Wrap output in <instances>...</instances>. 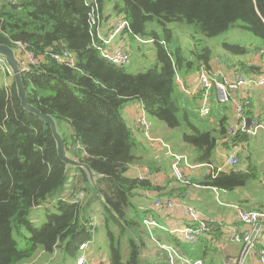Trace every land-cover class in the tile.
Here are the masks:
<instances>
[{"label":"trees","instance_id":"16d2710c","mask_svg":"<svg viewBox=\"0 0 264 264\" xmlns=\"http://www.w3.org/2000/svg\"><path fill=\"white\" fill-rule=\"evenodd\" d=\"M97 5L103 25L114 13L128 20L133 54L140 52L135 42L152 43L156 58L149 68L131 72L128 64L112 63L93 47L94 6L85 0H0V43L19 54L20 42L38 58L22 70L28 103L56 120L70 155L96 175L95 185L87 170L65 164L50 126L23 107L14 75L0 72V264H30L41 254L67 264L102 228L110 264H152L142 256L150 237L143 220L159 215L138 200L146 192L162 196L170 187L127 174L140 160L139 149L146 148L141 131L125 117L136 100L155 121L180 129L182 141L194 149L193 163L211 167L208 174L185 171L191 185L231 192L261 181L262 166L245 151L237 154L243 166L218 170L224 166L221 144L249 149L252 143L249 133L231 132L228 117L215 121L214 108L232 109V101L221 103L213 91L212 113L204 116L203 94H187L177 78L190 88V78L202 66L214 69L216 58L232 75L260 76L264 66L251 57L264 49V0H97ZM174 22L189 25L195 42L184 44L175 36ZM230 29L248 30L252 41L224 43L223 52L209 43ZM63 51L76 55L74 66L54 59ZM248 100V116L263 119L252 96ZM148 164L153 172L162 171L157 160ZM170 178L167 195L184 192ZM42 208L46 219L38 226L33 214ZM98 208L102 212L94 224ZM162 232L181 254L205 260L206 239L192 246Z\"/></svg>","mask_w":264,"mask_h":264},{"label":"built area","instance_id":"2783aa9c","mask_svg":"<svg viewBox=\"0 0 264 264\" xmlns=\"http://www.w3.org/2000/svg\"><path fill=\"white\" fill-rule=\"evenodd\" d=\"M88 5L94 6L92 10L90 25L92 34V45L95 46L102 56L110 62H114L118 65H127L130 61L132 51L129 47V37L126 31L130 30L129 22L122 14L114 13L112 17L102 24V16L98 11L97 0H85ZM126 33V34H125ZM138 40L142 41L140 38ZM19 58L22 59V70L29 69L30 65H36L38 58L34 53L28 51L25 45L18 42ZM54 59L66 63L70 66L75 65L76 55L70 51H63L62 53H56L53 55ZM20 59V60H21ZM261 65L264 66V49L260 53ZM216 62L214 69L208 70L202 66L198 72V81L196 87L187 90L183 86V82L180 77L177 78V82L184 88L187 94L202 93L201 99V112L204 116H210L212 111L211 105V93L216 91L218 100L221 103H228L232 100L233 93L238 94L235 100L236 105V122L231 127V132L235 133L238 129H241L251 136L261 135L264 140V120L260 117L252 118L251 126L247 128L246 120L248 119V106L249 97L248 93L251 88H264V70L263 73L258 75H245L240 72H236L234 75H230L223 66ZM0 72L11 71L5 56L0 54ZM134 126L142 133L143 140L148 144H158L162 149L166 150L172 158V170L171 177L174 178L179 185L190 184L189 179L186 177V168L192 169L194 164L189 163V160L184 153H179L173 144L163 139L162 137L154 133L153 122L149 118V115L144 107L143 103L137 106L136 115L134 120ZM225 165L219 167L218 170H224L230 166H243L240 157L236 154H230L225 159ZM138 177L141 179H147L151 182H156L160 177V172H153L149 167H145ZM264 184V178L262 179ZM198 186L197 184H194ZM214 191L216 200L224 205L231 206L226 200L223 199V195H228L230 192L221 190L216 187H211ZM81 195V194H80ZM79 195V196H80ZM153 209L160 213V216L171 219L182 217L185 224H168L162 223L154 215H148L144 221V227L148 231L152 240H157V232L165 231L170 235L177 236L183 242L189 245L196 244L199 240L205 237H210L217 230L218 222L203 214L195 206H191L177 196L170 197L167 193L162 196H157L152 200ZM236 211V219L239 225H233L228 231V238L231 241L243 243V248L240 254V263H242L248 255L253 253L257 256L259 263L264 264V248L261 247V240L264 236V211L256 209H245L238 205H232ZM100 217H94V224ZM158 241V240H157ZM159 245L165 249L168 253L169 263L177 264L179 261L183 264H207L202 258H189L184 254H181L176 247L168 244ZM90 243L86 242L81 244L80 250L82 253L77 258V264H96L92 260L87 258L85 251L89 249Z\"/></svg>","mask_w":264,"mask_h":264},{"label":"crops","instance_id":"0c3cea01","mask_svg":"<svg viewBox=\"0 0 264 264\" xmlns=\"http://www.w3.org/2000/svg\"><path fill=\"white\" fill-rule=\"evenodd\" d=\"M130 42V41H129ZM251 62H255L261 65L260 60V54H254L252 57ZM214 65L218 61H213ZM220 65V64H219ZM221 66V65H220ZM230 73V72H229ZM230 75H232L230 73ZM198 81V73L195 74L190 78L189 81V87L187 89H193L196 87ZM251 94L252 99L254 100V104L256 106L255 113L258 116H262L264 119V88H251V90L248 92ZM218 97V96H217ZM238 94L233 93L232 96V109L225 110L223 107L217 106L214 109H217V113L219 114L218 117H215V121H218L222 117L226 116L228 117V122L231 124H234L236 122V105L235 100L237 99ZM213 100L216 101V97H212V103ZM142 102L139 100L133 101L131 105L127 106L125 110V117L129 124L134 126V120L136 115V109L137 106L140 105ZM214 107V105H213ZM215 111V110H214ZM212 113V111H211ZM153 122L154 133L163 139L170 142V144H173L176 150L179 153H184V155L187 156L189 163L192 162V157L194 154V149L192 146H189L188 144H185L182 139L181 135L177 134L173 129H170L166 124L157 122L155 120H151ZM214 121V122H215ZM146 142V141H144ZM251 146L249 149L247 147L244 148V146H235L230 148H226L224 145H220L218 148V155L222 157L223 159V165H225V159L230 154H239L241 151L246 152V155H251L252 160L256 161L259 165L263 168V174L261 181H258L256 183H253L249 190H234L231 191L228 195H223V199L226 200L231 206H224L220 204L216 198L215 194L212 188L202 187V186H195L194 184H188V185H179L175 184V187H185L184 192H181L177 198L181 199L185 203L195 206L198 208L203 214H206L208 217L215 219L217 224V230L213 233L210 237H205L207 243L205 245V250H203L205 255V261L207 264H243L239 263L240 254L242 251L243 246H240L239 244L232 243L228 244L229 242H232L228 238V231L233 225H239V222L236 219V209L232 205H238L245 209H256L264 211V184L262 182V179L264 178V140L261 135L253 136L251 139ZM146 142V148L140 150L139 149V156L140 160H138L135 165H132L129 170V176L130 177H138V174L145 169L146 165L149 166V162H152L154 160H157V163H159V167L162 169L160 171V177L156 181V183L166 188L168 185L171 188L172 184L169 183V179H171V170L172 169V158L170 157V154L162 149L158 144H148ZM247 146V145H245ZM194 167L192 169L186 168V171L190 173V175L194 174L197 175V173L202 174H208L211 172V167H206L202 165H197L195 163ZM246 167V165H244ZM169 189H165L162 191L161 194L169 193ZM158 195H154L152 193L146 192L145 194H142L140 198V204L144 206H148L149 208L153 209V203L152 200L155 199ZM81 197V195H80ZM143 200V201H142ZM159 215V221L162 223H168V224H185L186 220H183L182 217L176 216V218L168 219L164 217L163 215L160 216V213L157 210H154ZM101 209L98 208V210L94 211L93 216L95 218L101 216ZM100 213V215H99ZM36 218H39V216H36ZM36 221V219H34ZM101 229L100 233L98 234V237L95 239L94 242L90 243L89 249L85 251L87 258L92 260L96 264H110L109 260V252L107 249V242L105 240V232ZM158 240V241H157ZM157 240H152L151 237H148L146 246L143 250V258L146 259L149 263L152 264H169L168 263V253L165 249L160 247V244H168L173 245V243L168 239V237L163 233L162 231L157 232ZM199 242V241H198ZM197 242V243H198ZM196 243V244H197ZM214 245V246H213ZM261 247L264 248V236L261 240ZM229 246V247H228ZM176 247V246H174ZM178 249V248H177ZM82 251L80 250L78 257ZM77 257V258H78ZM77 258L70 259L67 264H77ZM247 261L245 264H260L257 256H254L253 253L247 256ZM30 264H34L30 263ZM177 264H183L181 261H179Z\"/></svg>","mask_w":264,"mask_h":264},{"label":"rangeland","instance_id":"374dc122","mask_svg":"<svg viewBox=\"0 0 264 264\" xmlns=\"http://www.w3.org/2000/svg\"><path fill=\"white\" fill-rule=\"evenodd\" d=\"M171 27L175 31V36H180L184 44L193 43L195 42L192 38L193 29L188 25L182 24V23H171ZM252 34L248 30L243 29H230L227 31L226 34L209 38V43L215 46L219 51L223 52L225 51L224 48H222L224 43H239V44H248L252 41L251 39ZM139 41L135 42V46H138L140 52L137 51L136 54H133V51L130 56V61L128 63V69L132 72H139L146 70V68H149L155 61L156 58V50L153 49L152 43H138ZM140 45V47H139ZM132 50V49H131ZM216 58V57H215ZM214 61H218V58H216ZM131 105V104H130ZM129 106V105H128ZM151 120H156L155 118L149 117ZM69 130L72 128L68 126ZM177 134L181 135V131L178 128H172ZM129 175V172L127 173ZM80 195V194H79ZM83 196V193H81V197ZM140 202V199L138 200ZM143 201V200H142ZM100 215V213H99ZM36 216H39V218H36ZM36 219V221L34 220ZM46 219V210L42 208L40 211L35 212L33 214V220L38 226H41L42 222H44ZM239 244L240 246H243V243L232 241L228 244L232 243ZM214 246V245H213ZM229 247V246H228ZM248 258H246L243 262V264L246 263ZM59 263L58 256L54 255L53 257L45 256L44 254H41L37 257V260L34 261V264H56ZM240 263V259H239Z\"/></svg>","mask_w":264,"mask_h":264},{"label":"water","instance_id":"95a60500","mask_svg":"<svg viewBox=\"0 0 264 264\" xmlns=\"http://www.w3.org/2000/svg\"><path fill=\"white\" fill-rule=\"evenodd\" d=\"M0 54L5 56L6 61L11 71L13 72V75L15 78V84L17 87V91L19 92L23 107L26 110H29L30 112L39 116L52 129L54 138L57 143L58 154L60 158L65 162L67 166L81 167L87 170L90 175L91 181L93 182V184H95L96 175L93 172L92 168L86 163L80 160L74 159L68 152L67 148L65 147L63 136L60 133L59 128L57 127L56 120L51 115L44 114L42 111H40L39 109H36L35 107H33L32 105L28 103L27 91L25 89V85L23 82V72L21 69L22 62L19 59L18 54L15 52V50L12 47L2 44V43H0ZM251 121H252V118L248 117V119L246 120L247 128L251 126ZM75 174H76L75 172L71 173V176L69 178V183H67L66 185L70 186V182L73 180Z\"/></svg>","mask_w":264,"mask_h":264}]
</instances>
